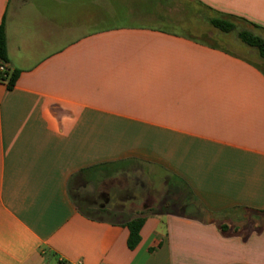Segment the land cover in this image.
I'll return each instance as SVG.
<instances>
[{
	"label": "crops",
	"instance_id": "crops-1",
	"mask_svg": "<svg viewBox=\"0 0 264 264\" xmlns=\"http://www.w3.org/2000/svg\"><path fill=\"white\" fill-rule=\"evenodd\" d=\"M231 17L264 0H0V264H264V70L216 44Z\"/></svg>",
	"mask_w": 264,
	"mask_h": 264
},
{
	"label": "trees",
	"instance_id": "trees-1",
	"mask_svg": "<svg viewBox=\"0 0 264 264\" xmlns=\"http://www.w3.org/2000/svg\"><path fill=\"white\" fill-rule=\"evenodd\" d=\"M211 23L214 28L224 33L235 31L238 25L242 24L244 28L238 30V38L247 46L257 49L260 58L264 62V37L255 34V31L264 34V28L235 17H231L227 20L213 19ZM1 65L5 66V70L3 72L0 71V82L5 83L9 90H13L20 78L21 70L11 66L5 21L0 23V66ZM144 220V218H139L128 224L130 231L128 247L131 250L135 249L141 241L140 231L144 224ZM221 229L225 231L224 226H222Z\"/></svg>",
	"mask_w": 264,
	"mask_h": 264
},
{
	"label": "rangeland",
	"instance_id": "rangeland-1",
	"mask_svg": "<svg viewBox=\"0 0 264 264\" xmlns=\"http://www.w3.org/2000/svg\"><path fill=\"white\" fill-rule=\"evenodd\" d=\"M204 27L205 28H212L207 23L204 24ZM243 28H244V26L242 24H239L238 28L235 31H232L230 33L218 32L222 37L218 41H216V44L223 46L227 49L231 48V51H235L241 55L246 56L248 59L257 63L264 70V62L260 58L257 49L247 46L238 38V35H237L238 31L237 30H240ZM255 34H258L259 36L264 37V34L258 32V31H255Z\"/></svg>",
	"mask_w": 264,
	"mask_h": 264
},
{
	"label": "built area",
	"instance_id": "built-area-1",
	"mask_svg": "<svg viewBox=\"0 0 264 264\" xmlns=\"http://www.w3.org/2000/svg\"><path fill=\"white\" fill-rule=\"evenodd\" d=\"M5 70V66H0V71L3 72Z\"/></svg>",
	"mask_w": 264,
	"mask_h": 264
}]
</instances>
